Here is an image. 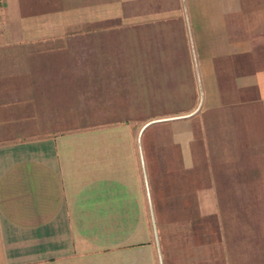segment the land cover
I'll return each instance as SVG.
<instances>
[{"label": "crops", "instance_id": "obj_1", "mask_svg": "<svg viewBox=\"0 0 264 264\" xmlns=\"http://www.w3.org/2000/svg\"><path fill=\"white\" fill-rule=\"evenodd\" d=\"M0 264H264V0H0Z\"/></svg>", "mask_w": 264, "mask_h": 264}, {"label": "rangeland", "instance_id": "obj_2", "mask_svg": "<svg viewBox=\"0 0 264 264\" xmlns=\"http://www.w3.org/2000/svg\"><path fill=\"white\" fill-rule=\"evenodd\" d=\"M121 118H124V117H121ZM134 118H144V117H134ZM218 198L222 203H228V202L234 203V202H240V200L242 198L244 199L245 197H243L242 195H225V196H220ZM252 230H256V229H248L249 232H252Z\"/></svg>", "mask_w": 264, "mask_h": 264}]
</instances>
